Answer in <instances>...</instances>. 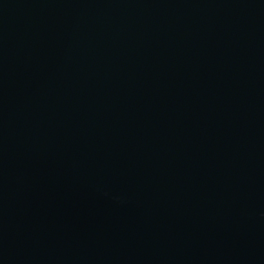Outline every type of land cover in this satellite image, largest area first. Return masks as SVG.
<instances>
[{
    "label": "water",
    "instance_id": "obj_1",
    "mask_svg": "<svg viewBox=\"0 0 264 264\" xmlns=\"http://www.w3.org/2000/svg\"><path fill=\"white\" fill-rule=\"evenodd\" d=\"M0 264H264V0H0Z\"/></svg>",
    "mask_w": 264,
    "mask_h": 264
}]
</instances>
